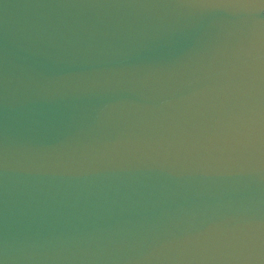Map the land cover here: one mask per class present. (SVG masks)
<instances>
[{
  "label": "water",
  "instance_id": "95a60500",
  "mask_svg": "<svg viewBox=\"0 0 264 264\" xmlns=\"http://www.w3.org/2000/svg\"><path fill=\"white\" fill-rule=\"evenodd\" d=\"M0 264H264V0H0Z\"/></svg>",
  "mask_w": 264,
  "mask_h": 264
}]
</instances>
